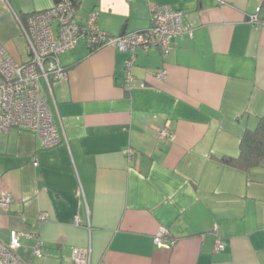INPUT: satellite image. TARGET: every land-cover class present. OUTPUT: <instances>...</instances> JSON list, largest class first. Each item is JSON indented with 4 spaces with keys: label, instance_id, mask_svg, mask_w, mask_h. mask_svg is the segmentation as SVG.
Here are the masks:
<instances>
[{
    "label": "crops",
    "instance_id": "0c3cea01",
    "mask_svg": "<svg viewBox=\"0 0 264 264\" xmlns=\"http://www.w3.org/2000/svg\"><path fill=\"white\" fill-rule=\"evenodd\" d=\"M80 3L79 20L97 10L114 36L148 28L151 3L182 11L193 35L177 36L169 55L138 50L130 89V51H91L81 39L61 55L67 76L53 88L61 144L0 131V192L12 198L0 208V239L18 231V254L32 264H73L75 247H90L91 264H264V164L241 170L221 160L239 155L264 114V0ZM54 4L0 0V47L28 60L20 16ZM167 124L172 138L159 139ZM161 226L171 247L154 242Z\"/></svg>",
    "mask_w": 264,
    "mask_h": 264
},
{
    "label": "built area",
    "instance_id": "2783aa9c",
    "mask_svg": "<svg viewBox=\"0 0 264 264\" xmlns=\"http://www.w3.org/2000/svg\"><path fill=\"white\" fill-rule=\"evenodd\" d=\"M78 10L71 0H60L53 7L33 13L21 25L27 41L28 60L13 57L0 47V131H9L13 127L33 132L43 148H53L63 141L57 115L54 109V85L67 76L61 62V55L74 50L81 39L88 47L97 48L111 45L121 51H130L126 61L125 88L130 89L134 75L132 68L137 60V51L158 49L169 55L174 47V39L185 34L193 35V27L182 11L168 5L151 3L150 25L140 31L114 36L98 25L99 12L93 10L85 20L76 18ZM260 8L257 9V12ZM20 20V19H19ZM259 15L252 14L251 22H259ZM165 78L168 70L158 73ZM144 86L145 83L143 82ZM173 131L165 125L157 133L159 139L172 138ZM127 154H133L132 149ZM36 166L38 161L34 163ZM76 193L82 197L84 190L78 185ZM12 203L11 195L0 192V208L7 210ZM76 225H82L79 215L74 217ZM216 233L215 249L223 250L226 243ZM169 230L161 226L154 237L160 247H171ZM43 243L40 241L34 253L42 255ZM21 247L20 234L12 230L10 240L0 239V264H32L18 254ZM73 264H91V249L75 247Z\"/></svg>",
    "mask_w": 264,
    "mask_h": 264
},
{
    "label": "trees",
    "instance_id": "16d2710c",
    "mask_svg": "<svg viewBox=\"0 0 264 264\" xmlns=\"http://www.w3.org/2000/svg\"><path fill=\"white\" fill-rule=\"evenodd\" d=\"M59 1L54 0V3ZM71 1L77 9L80 8V0ZM23 17L20 16V19L24 22L26 16ZM100 47L91 48L90 50L94 51ZM221 160L241 170H248L264 164V114L260 116L256 127L247 128L244 132L240 141L239 155L237 157L224 156Z\"/></svg>",
    "mask_w": 264,
    "mask_h": 264
},
{
    "label": "rangeland",
    "instance_id": "374dc122",
    "mask_svg": "<svg viewBox=\"0 0 264 264\" xmlns=\"http://www.w3.org/2000/svg\"><path fill=\"white\" fill-rule=\"evenodd\" d=\"M79 10H78V13H77V15H76V18H78L79 17ZM21 54H22V57L24 58V57H26V48H22V51H21ZM54 88V87H53Z\"/></svg>",
    "mask_w": 264,
    "mask_h": 264
}]
</instances>
